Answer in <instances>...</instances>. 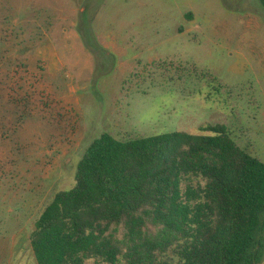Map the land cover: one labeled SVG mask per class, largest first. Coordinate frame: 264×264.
<instances>
[{
	"label": "rangeland",
	"instance_id": "obj_1",
	"mask_svg": "<svg viewBox=\"0 0 264 264\" xmlns=\"http://www.w3.org/2000/svg\"><path fill=\"white\" fill-rule=\"evenodd\" d=\"M18 53L45 61L46 71L28 63L22 84L33 110L21 127L14 113L0 127V264H37L30 237L41 210L74 186L79 161L104 132L129 140L220 124L264 162L258 0H0V56ZM158 61L217 76L230 99L223 90L206 100L194 76L170 81L167 71L139 68ZM139 71L145 77L133 78Z\"/></svg>",
	"mask_w": 264,
	"mask_h": 264
},
{
	"label": "trees",
	"instance_id": "obj_2",
	"mask_svg": "<svg viewBox=\"0 0 264 264\" xmlns=\"http://www.w3.org/2000/svg\"><path fill=\"white\" fill-rule=\"evenodd\" d=\"M28 63L46 71L41 59L0 56L1 130L9 113L19 115V128L33 110L22 84ZM139 68L167 71L170 81L194 76L208 88L206 100L223 90L226 102L231 96L217 76L193 64ZM199 132L129 140L102 133L79 161L74 186L57 191L35 222L30 241L37 264H262L264 162L224 125Z\"/></svg>",
	"mask_w": 264,
	"mask_h": 264
},
{
	"label": "crops",
	"instance_id": "obj_3",
	"mask_svg": "<svg viewBox=\"0 0 264 264\" xmlns=\"http://www.w3.org/2000/svg\"><path fill=\"white\" fill-rule=\"evenodd\" d=\"M262 264H264V261L262 262Z\"/></svg>",
	"mask_w": 264,
	"mask_h": 264
}]
</instances>
